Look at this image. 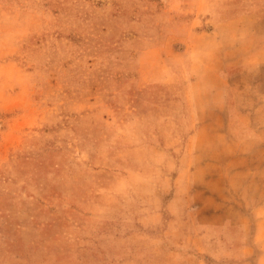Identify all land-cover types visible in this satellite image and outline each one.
I'll use <instances>...</instances> for the list:
<instances>
[{"label": "rangeland", "instance_id": "rangeland-1", "mask_svg": "<svg viewBox=\"0 0 264 264\" xmlns=\"http://www.w3.org/2000/svg\"><path fill=\"white\" fill-rule=\"evenodd\" d=\"M252 6L0 0V264H228L242 246L264 264V208L197 206L234 193L185 191L163 175L190 125L131 111L142 87L195 63V34ZM249 169L264 182L262 161ZM240 213L245 232L220 224Z\"/></svg>", "mask_w": 264, "mask_h": 264}, {"label": "crops", "instance_id": "crops-1", "mask_svg": "<svg viewBox=\"0 0 264 264\" xmlns=\"http://www.w3.org/2000/svg\"><path fill=\"white\" fill-rule=\"evenodd\" d=\"M225 15L195 34L192 43L197 60L183 64L182 77L142 87L131 111L134 118L145 122L177 117L179 125L183 117L189 130L179 133L177 148L166 155L176 168L167 166L163 175L181 179L185 191L234 193L230 201L217 198L197 206L241 212L264 208V198L244 194L264 192L262 178L258 182L256 171L249 169L250 160L264 164V120L249 117V113L264 110V0H253L252 8ZM250 97H256V107L249 103ZM242 214L239 220L225 215L220 224L240 223L245 232ZM253 214L259 215L255 210ZM229 253L238 260L228 264H253V250L249 255L242 246Z\"/></svg>", "mask_w": 264, "mask_h": 264}]
</instances>
